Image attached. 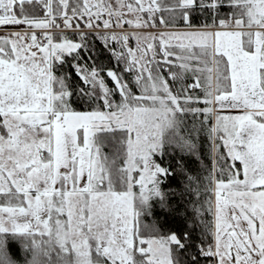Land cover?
<instances>
[{"label":"snow or ice","instance_id":"snow-or-ice-1","mask_svg":"<svg viewBox=\"0 0 264 264\" xmlns=\"http://www.w3.org/2000/svg\"><path fill=\"white\" fill-rule=\"evenodd\" d=\"M0 29V264H264V0H0Z\"/></svg>","mask_w":264,"mask_h":264},{"label":"trees","instance_id":"trees-1","mask_svg":"<svg viewBox=\"0 0 264 264\" xmlns=\"http://www.w3.org/2000/svg\"><path fill=\"white\" fill-rule=\"evenodd\" d=\"M206 125H207V128H210L213 126L212 118L211 120L207 121ZM204 130H205V133L204 134L200 133L197 139L198 159L197 157H192L189 160L187 156L185 157V160L189 161V166L193 169L198 170L201 176L203 174V171L201 170L202 169L201 164H204L206 166L207 168L206 175H207V171L209 168H211L213 161L218 160V157H219V153L216 150H215L216 151L215 157L213 156V150H214L213 142L214 141L212 138L208 136L206 132L207 129L205 126H204ZM218 143L219 141H215V145ZM220 151H225V150L221 148ZM169 183H171L173 188H176L177 181L170 180ZM207 195H208L207 193H204V196H207ZM204 196L201 197L202 200ZM173 203H175V201H173ZM206 207L207 205L205 204V208ZM203 215H204L205 222L212 221L213 217L211 213L205 211ZM182 216H183V208H181L179 213H172V212H169L168 210L160 209L159 207H154L153 215L146 216L143 218L142 230H146L144 228L145 225L151 226L153 223H162L165 229H171L175 231L183 230L184 221L183 219H181ZM204 239L205 241H207V237H205ZM19 248H20V245L18 243L12 244L10 246V250L16 253L17 258H19V255H20Z\"/></svg>","mask_w":264,"mask_h":264},{"label":"rangeland","instance_id":"rangeland-1","mask_svg":"<svg viewBox=\"0 0 264 264\" xmlns=\"http://www.w3.org/2000/svg\"><path fill=\"white\" fill-rule=\"evenodd\" d=\"M179 29V25H177V27L176 28H164V27H158V28H154V29H147V30H143V31H147V32H151V33H159V32H162V31H173V30H178ZM127 31H133L132 29H126ZM0 34H4V32H3V30L2 29H0ZM37 35H40V31L39 30H37ZM198 107H201V108H203V107H205V105L201 102L199 105H197ZM193 118L191 117V116H189L188 117V120L189 121H191ZM196 119V122H197V126H199V122L200 121H203L204 122V126L206 127V129H208L207 128V121L208 120H206L205 119V116L202 114V115H200V116H198V117H196L195 118ZM212 123H213V125H214V123H215V115L213 114V117H212ZM207 132V131H206ZM200 133H205V130L203 129V131H201ZM214 143V142H213ZM215 154H216V151H215V143H214V150H213V156L215 157ZM201 167H202V171H203V174H202V176H205L206 175V170H207V168H206V166L204 165V164H201Z\"/></svg>","mask_w":264,"mask_h":264},{"label":"crops","instance_id":"crops-1","mask_svg":"<svg viewBox=\"0 0 264 264\" xmlns=\"http://www.w3.org/2000/svg\"><path fill=\"white\" fill-rule=\"evenodd\" d=\"M225 114H228L227 111L225 112ZM234 114V113H233ZM215 115V114H214ZM213 117V116H212Z\"/></svg>","mask_w":264,"mask_h":264}]
</instances>
